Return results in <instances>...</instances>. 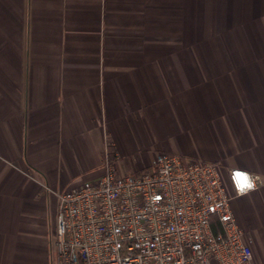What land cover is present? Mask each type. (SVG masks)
Masks as SVG:
<instances>
[{
	"label": "crops",
	"instance_id": "obj_1",
	"mask_svg": "<svg viewBox=\"0 0 264 264\" xmlns=\"http://www.w3.org/2000/svg\"><path fill=\"white\" fill-rule=\"evenodd\" d=\"M106 153L214 164L264 264V0H0V264H53L56 196Z\"/></svg>",
	"mask_w": 264,
	"mask_h": 264
},
{
	"label": "built area",
	"instance_id": "obj_2",
	"mask_svg": "<svg viewBox=\"0 0 264 264\" xmlns=\"http://www.w3.org/2000/svg\"><path fill=\"white\" fill-rule=\"evenodd\" d=\"M115 159L106 153L101 176L57 194L53 264H255L214 164L158 153L122 173ZM237 169L227 172L234 197L244 195Z\"/></svg>",
	"mask_w": 264,
	"mask_h": 264
},
{
	"label": "clouds",
	"instance_id": "obj_3",
	"mask_svg": "<svg viewBox=\"0 0 264 264\" xmlns=\"http://www.w3.org/2000/svg\"><path fill=\"white\" fill-rule=\"evenodd\" d=\"M235 175H236L235 186L237 187V191H239L241 194H245L250 190H254L255 181L253 180L252 176L249 173L237 169Z\"/></svg>",
	"mask_w": 264,
	"mask_h": 264
}]
</instances>
